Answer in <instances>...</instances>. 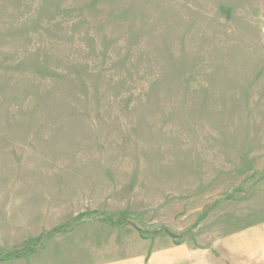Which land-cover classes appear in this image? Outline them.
Instances as JSON below:
<instances>
[{
  "label": "rangeland",
  "instance_id": "374dc122",
  "mask_svg": "<svg viewBox=\"0 0 264 264\" xmlns=\"http://www.w3.org/2000/svg\"><path fill=\"white\" fill-rule=\"evenodd\" d=\"M0 264H264V0H0Z\"/></svg>",
  "mask_w": 264,
  "mask_h": 264
},
{
  "label": "trees",
  "instance_id": "16d2710c",
  "mask_svg": "<svg viewBox=\"0 0 264 264\" xmlns=\"http://www.w3.org/2000/svg\"><path fill=\"white\" fill-rule=\"evenodd\" d=\"M124 222V221H123ZM164 232H168V230H166L165 228L163 229ZM46 233H44L43 235L39 236L38 238H36L35 242L40 243L43 241L44 237H46Z\"/></svg>",
  "mask_w": 264,
  "mask_h": 264
},
{
  "label": "water",
  "instance_id": "95a60500",
  "mask_svg": "<svg viewBox=\"0 0 264 264\" xmlns=\"http://www.w3.org/2000/svg\"><path fill=\"white\" fill-rule=\"evenodd\" d=\"M169 235H173V234H171L170 232H167Z\"/></svg>",
  "mask_w": 264,
  "mask_h": 264
}]
</instances>
